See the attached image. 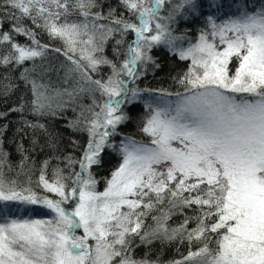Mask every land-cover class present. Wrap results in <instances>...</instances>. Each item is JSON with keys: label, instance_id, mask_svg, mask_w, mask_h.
Here are the masks:
<instances>
[{"label": "snow or ice", "instance_id": "6c2138e0", "mask_svg": "<svg viewBox=\"0 0 264 264\" xmlns=\"http://www.w3.org/2000/svg\"><path fill=\"white\" fill-rule=\"evenodd\" d=\"M119 3L134 19L111 7L105 15L98 0H0L4 10L0 17L13 19V31L30 40L21 45L10 33L0 32V44H8L0 66L34 62L47 51L48 45L40 44L32 28L23 25L28 19L51 38L62 40L64 54L74 65L70 72H80L82 79L95 85L89 91L106 97L99 111L88 109L90 118L81 113L83 119L69 125L89 134L82 158H67L68 166L78 163L80 171L65 176L57 168L50 181L48 162L40 169L37 187L58 199L6 179V154L0 150V264H161L158 259L132 255L137 237L146 245L186 243L187 254L167 264H264V2L253 6L244 0L236 11H232L236 0L227 5L201 0ZM212 8L216 13L228 11L221 18L206 11ZM74 13L83 21L70 22L68 17ZM189 14L203 16L204 27L195 43L183 47L187 37L174 34L172 24ZM3 23L0 18V29ZM128 33H134L135 39L119 64L94 55L103 53L114 35L120 36L116 40L120 45ZM78 43L91 46L81 49L88 69L95 71L101 64L111 67L106 81L91 79L80 62L68 55ZM160 45L191 61L179 79L185 93H176L174 105H147L152 113L142 130L152 137L151 145L131 139L122 142L118 149L122 163L105 190L98 192L89 169L100 163L106 146L116 148L108 138L127 119L121 105L140 95L142 90L130 85L148 63H154L149 53ZM233 61L234 70L229 67ZM23 79L31 84V110L39 116L56 115L55 109L63 107L61 101L54 108V96L74 94L66 89L49 94L28 69ZM24 110L23 105L13 109ZM26 124L47 131L43 124ZM66 202L72 206L65 207ZM12 204L43 207L51 218L17 217ZM186 209L193 215L188 216ZM174 215L184 217L176 226L169 224ZM149 217L152 224L145 223ZM193 220L195 227L189 228ZM79 229L83 235L76 234Z\"/></svg>", "mask_w": 264, "mask_h": 264}, {"label": "trees", "instance_id": "16d2710c", "mask_svg": "<svg viewBox=\"0 0 264 264\" xmlns=\"http://www.w3.org/2000/svg\"><path fill=\"white\" fill-rule=\"evenodd\" d=\"M221 1L225 5L232 3V0ZM98 2L103 6L102 10L105 15L111 7L116 9L117 14L123 12L125 18L134 19L123 9L119 0H98ZM201 2L205 1L201 0ZM249 2L252 5L260 4L259 0H249ZM242 3L244 0H236L232 10L236 11V7ZM3 11L0 9V12ZM206 11L213 13V10L210 9H206ZM0 18L4 19L3 28L0 29V32L10 33L14 42L21 45L30 44L28 37L13 31L15 25L13 19ZM83 19L78 13L68 17L70 22L77 23ZM98 23H106V21H98ZM23 25L32 28L36 33V39L39 40L40 44L48 45V49L42 58L38 57L34 62L27 61L21 66H0V113L6 114L0 117V150L6 154L7 164L3 169L5 178L15 180L19 186H30L40 195H43V188L37 187L36 182L45 161L48 162L46 176L50 181L53 179V172L57 168L62 169L65 176L71 175L73 171H80L78 163L70 168L67 158L71 157L73 160L82 158L87 147L89 134L87 131H77L69 125L75 120L83 119L81 113L84 114V117L90 118L91 113L88 109L92 108L96 111L95 103L101 98V95L98 91L88 90L95 89V85L82 79L80 72H70L74 65L64 54L66 45L62 40L51 38L45 30L33 25L31 20L24 19ZM203 27L204 17L192 16L191 14L184 18L177 17L175 23L172 24L174 34L187 37L181 42L183 47H187L189 42L195 43L199 30ZM118 39H120L118 34L110 38L104 45L102 55L119 64L125 59L124 53L127 51L128 44L135 39V35L134 33L126 34L120 45L116 44ZM56 48L61 49V51H55ZM7 51L8 44H0V55L6 54ZM68 55L78 60L87 71V75L93 80L106 81L112 75V69L109 65L92 71L78 57L71 55L70 52ZM149 55L153 58L154 63H148L142 69L143 74L130 85L131 87H139L142 91L135 101L121 105V111L126 114L127 119L117 125L115 133L108 138V142L115 145L116 148L106 146L100 153V163L93 164L89 169L97 182L96 190L98 192L105 190L112 173L120 166L121 157L117 149L122 142L131 139L137 143L150 144L142 130L147 116L152 111L147 105L152 104L154 106L162 99L176 100V93H185V88L179 83V79L188 71L189 60H181L178 55L173 54L163 45L152 48ZM25 69H28L32 73V78L36 79L39 84H43L48 93L53 96L54 90L63 92L66 89L68 92H74L71 98L67 95L61 98L54 96V108L55 103L65 102L61 109H55L56 115L39 116L32 112L30 102L34 96L31 91V84L23 79ZM66 74L67 79H65ZM6 87L7 91H5ZM80 88H84L85 91H79ZM21 105L25 109L23 112L13 111ZM26 122L37 125L43 124L47 131L38 127H29ZM50 138H54V143L50 142ZM25 157L27 159H24ZM22 162L23 167H21ZM29 180L31 184H29ZM65 207L70 208L71 205ZM35 210L40 211L42 209L36 208ZM185 212L188 216L193 215L192 210L186 209ZM183 218L182 215H174L169 224L176 226ZM145 223L152 224L153 221L149 217ZM193 227H195L194 220L189 223V228ZM132 248L134 250L132 255L137 259L147 256L148 259H158L161 264H167L173 259H180L181 255H186L188 251L186 243L162 244L160 241H154L152 244L146 245L142 244L138 237L133 239Z\"/></svg>", "mask_w": 264, "mask_h": 264}, {"label": "rangeland", "instance_id": "374dc122", "mask_svg": "<svg viewBox=\"0 0 264 264\" xmlns=\"http://www.w3.org/2000/svg\"><path fill=\"white\" fill-rule=\"evenodd\" d=\"M203 1H205V2H212V3H221L222 2L221 0H203ZM259 2L261 4L262 2H264V0H259ZM260 4L253 5V6H259ZM210 10H213V13H215V11H216L215 8H212ZM226 11H228L227 8H225L223 12H226ZM232 11H234V10H232ZM223 12L221 11V13H219V14H216L215 13V14L218 15V16H220L221 18H223ZM81 39L86 40L87 39V36H83V37H81ZM90 48H91L90 45H84V44H79L78 43L75 46V52H72V51H68V52H70L71 55H73L75 57H78L85 65H88V61L86 59H82L81 58V49H89L90 50ZM86 54L87 53H85V55ZM94 55H96L98 57V56L102 55V53L97 52ZM189 62L191 63L190 60H189ZM105 65H107V64L98 65L97 68H96V70H98L100 67L105 66ZM234 66H235V61H233V64H231L229 67H230V69L234 70ZM105 98L106 97L101 96V98L99 100H97V102L95 103V110L96 111H99L100 110L99 107H98V105H101L103 103V101L105 100ZM176 100H172V99H169V98L166 99V100H163L162 99L161 101L158 102V104H155L153 107H156V106H161L162 107V106H164L165 103L173 104L174 105L175 102H176ZM151 113H152V111H151ZM151 113L147 116V119L149 118V116L151 115ZM143 133L145 134V137L148 139V141L150 143L149 145H151L152 137L148 133H145L144 131H143ZM124 143H126V142H124ZM173 146H178L177 142H173ZM118 149H117V152H118V154L121 157V163H122L123 157H122V155H121V153L119 152ZM43 192H44L43 195H47V196H49L50 198H53V199H58V197L54 193H48L45 189H43ZM66 205H71L72 206V202H66L64 206H66ZM11 207L13 208V211H14V213H15V215L17 217H31V218H36V219H49V218H51V213L47 209H45L43 207H40V206H20V205L12 204ZM26 207L30 209L27 212L25 211V208ZM16 208H19V211L18 212L15 211ZM36 208H40L42 210L36 211L35 210ZM9 218H11V217H9ZM2 219L3 218L0 217V222H2ZM76 234L77 235H83V229L77 230V233ZM92 243H93V241L89 240V244H92Z\"/></svg>", "mask_w": 264, "mask_h": 264}]
</instances>
